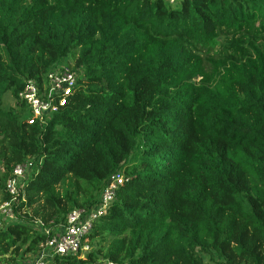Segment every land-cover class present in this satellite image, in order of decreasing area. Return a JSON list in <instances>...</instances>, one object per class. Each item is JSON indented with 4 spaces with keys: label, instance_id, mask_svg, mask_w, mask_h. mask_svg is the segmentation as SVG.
Segmentation results:
<instances>
[{
    "label": "trees",
    "instance_id": "obj_1",
    "mask_svg": "<svg viewBox=\"0 0 264 264\" xmlns=\"http://www.w3.org/2000/svg\"><path fill=\"white\" fill-rule=\"evenodd\" d=\"M179 3L0 0V203L14 166L34 162L0 264L35 256L116 172L90 250L52 264H264V0ZM69 56L64 103L23 115L26 81L44 89Z\"/></svg>",
    "mask_w": 264,
    "mask_h": 264
},
{
    "label": "built area",
    "instance_id": "obj_2",
    "mask_svg": "<svg viewBox=\"0 0 264 264\" xmlns=\"http://www.w3.org/2000/svg\"><path fill=\"white\" fill-rule=\"evenodd\" d=\"M170 6L177 5L180 0H164ZM78 78L76 71L68 67L58 66L49 71L47 84L44 89L33 80H27L23 89L18 93V98L30 110V114L38 121H43L46 116L56 111L64 103L65 97L71 94ZM34 167V162L27 159L22 164L14 166L12 173L7 178L5 189L9 200L0 203V228L4 222L15 219L12 203L21 196L23 199V184L27 175ZM122 172H116L107 180L97 204L89 210L73 209L66 222L53 234L45 237L38 245L36 255L28 264H52L53 257L64 254L83 255L90 250L87 235L92 229L94 221L103 215L115 198V193L123 182ZM48 233L47 230H43ZM94 264H117L108 259H98Z\"/></svg>",
    "mask_w": 264,
    "mask_h": 264
},
{
    "label": "rangeland",
    "instance_id": "obj_3",
    "mask_svg": "<svg viewBox=\"0 0 264 264\" xmlns=\"http://www.w3.org/2000/svg\"><path fill=\"white\" fill-rule=\"evenodd\" d=\"M180 4V3H179ZM178 5V4H177ZM73 59L69 56L66 57L64 59L61 60L60 64H58L57 66H69L71 69V65L73 64ZM74 70V69H73ZM77 71V70H74ZM17 100L9 93H5L3 95V104L5 107L10 108V109H17ZM23 115H30V111L27 110L26 108H24V114ZM34 256L32 255H25L23 257H21L20 259H18V262H16V264H28V262L33 258ZM206 264H209V262L205 259ZM50 263H52V261L50 260ZM3 264H7V263H3Z\"/></svg>",
    "mask_w": 264,
    "mask_h": 264
}]
</instances>
